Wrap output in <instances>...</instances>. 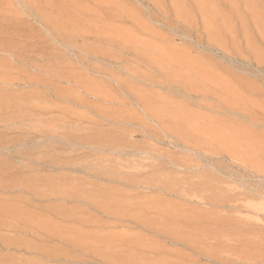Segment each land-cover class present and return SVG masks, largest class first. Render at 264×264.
Masks as SVG:
<instances>
[{"label": "rangeland", "instance_id": "1", "mask_svg": "<svg viewBox=\"0 0 264 264\" xmlns=\"http://www.w3.org/2000/svg\"><path fill=\"white\" fill-rule=\"evenodd\" d=\"M0 162V264H264V0H0Z\"/></svg>", "mask_w": 264, "mask_h": 264}, {"label": "bare ground", "instance_id": "2", "mask_svg": "<svg viewBox=\"0 0 264 264\" xmlns=\"http://www.w3.org/2000/svg\"><path fill=\"white\" fill-rule=\"evenodd\" d=\"M1 163V162H0ZM9 167V166H8ZM0 168H2V167H0ZM1 174V173H0ZM28 182V181H27ZM34 185V184H33ZM12 187V186H11ZM1 200V199H0ZM11 200V199H10ZM2 201V200H1ZM11 203V202H10ZM3 204H4V202H3ZM0 205V226H4V225H6V226H8L9 228H16L17 226L16 225H13V223L11 224V223H6V222H4V220H3V218H5V217H11L12 219H23L25 222L27 221V223H29V222H31V224L32 223H37L38 224V226L39 225H41V226H43L44 228H46V222L44 221V222H42V220H36V221H34V217L32 216V215H30L29 213H26V212H24V211H22L21 209H14V207L13 208H9V207H12L11 205H8L9 207H6L5 205ZM12 204V203H11ZM141 205V204H140ZM151 207V206H150ZM109 208V207H108ZM140 208V207H139ZM155 209V208H154ZM131 210V209H130ZM158 210V209H157ZM105 211V214L107 213L108 215H118L116 212H114L113 211V209H105L104 210ZM145 211L146 210H143V209H137V210H135L134 212H132L133 213V215L134 216H136V218L138 217V218H140L141 220H139V225L141 226V227H143V228H148V229H150V230H155L156 229V227L157 226H159V225H162V227L160 226L159 227V230H157V231H154V232H156L157 234H169L171 237H174V235H173V230H171V229H173L172 227H170V225H167L168 223L167 222H170L173 226L178 222V220L180 221V214L179 215H177V213H171V211L168 213H165V212H163V211H161V210H158V211H155V212H157L156 214H158L159 215V217H158V219H160V220H162V221H160L159 220V222H157L156 224H154V222L155 221H153V220H149V219H146L145 218V216H146V214H144L145 213ZM152 211H154L153 209H152ZM121 212V211H120ZM125 211H123V213H124ZM131 212V211H130ZM176 212V211H175ZM116 213V214H115ZM122 213V212H121ZM179 213V212H178ZM72 214V213H71ZM120 214V213H119ZM153 214V213H152ZM128 215H129V212H128ZM128 215H127V217H128ZM157 215V216H158ZM69 216V215H68ZM113 216V217H114ZM132 216V215H131ZM156 216V217H157ZM73 217V216H72ZM108 217V216H107ZM121 217H124V216H121ZM193 217V216H192ZM65 218H66V216H65ZM135 218V217H134ZM196 218V217H195ZM6 219V218H5ZM38 219V218H37ZM77 219V218H76ZM83 219V218H82ZM127 219V218H126ZM155 220H156V218H154ZM157 219V220H158ZM190 219V218H189ZM192 219H194V218H192ZM184 220V219H183ZM188 220V219H187ZM17 221V220H16ZM22 221V220H21ZM80 222V221H79ZM85 222V221H84ZM89 222V221H88ZM136 222V221H135ZM185 222V221H184ZM184 222H183V224H184ZM197 222V221H196ZM24 223V222H23ZM34 223V224H35ZM87 223V222H86ZM98 223V222H97ZM159 223V224H158ZM30 224V223H29ZM29 225V227L30 226H32V225ZM79 224V223H78ZM180 225H182V224H180ZM26 226H28V225H26L25 223H24V226L23 227H21V230L22 231H25V233H26V231H27V233H33V234H35V232H36V229H37V227H35L36 225H34L33 227H35V229H33V228H29V227H27L26 228ZM102 226V225H101ZM176 226V225H175ZM174 226V227H175ZM40 227V226H39ZM177 227H179V226H177ZM158 228V227H157ZM39 229V228H38ZM47 229V228H46ZM197 229V228H196ZM57 230V231H56ZM56 230H52V233H55V235L54 234H52L53 236H56V234L58 235V239L60 238L59 236H61V239L60 240H62V241H64V243H65V241L66 242H71V244L73 243V245L74 246H72V247H76V249L77 250H79V251H81V252H85V253H89V252H95V251H98V249H99V247H98V245H99V242H101L102 241V239H100V237L98 236V235H92V234H85V233H82V232H79L78 230H74V229H71V232H74V236H70V233L68 232V229L67 230H62V231H60V230H58V229H56ZM179 230H180V227H179ZM39 231V230H38ZM37 231V232H38ZM48 231H49V233H50V230L48 229ZM80 231H81V229H80ZM196 231V230H195ZM195 231H194V233H195ZM179 232V231H178ZM177 232V233H178ZM197 232V231H196ZM204 232H205V230H204ZM22 233V232H21ZM31 233V234H32ZM43 233V232H42ZM199 233H201L200 231H199ZM102 234V233H101ZM196 234V233H195ZM103 235V234H102ZM35 236V235H34ZM105 236V235H104ZM106 236H107V234H106ZM62 238H64V239H62ZM121 238V237H120ZM120 238L119 239H114V240H117V241H124L123 239H121L120 240ZM65 239H68V241L67 240H65ZM103 242V241H102ZM108 242V241H107ZM107 242H105V243H107ZM116 242V241H115ZM108 243H110V244H108ZM107 243V245H108V249H109V246L111 247V248H113V246H112V243L111 242H108ZM114 243V242H113ZM102 244V243H101ZM67 245V244H66ZM102 247V246H101ZM101 249H103V248H101ZM100 249V250H101ZM106 249V248H105ZM112 251V250H111ZM103 252V251H102ZM109 252H110V250H109ZM113 252V251H112ZM110 254V253H109ZM116 256H114V258H115ZM111 258V257H110ZM113 258V259H114ZM116 261H119L120 260V262H122V259L121 258H119V259H117V257H116V259H115ZM115 261V262H116ZM119 262V263H120Z\"/></svg>", "mask_w": 264, "mask_h": 264}]
</instances>
